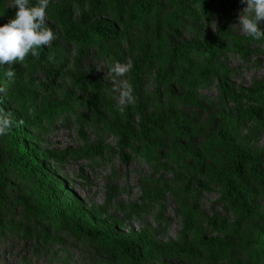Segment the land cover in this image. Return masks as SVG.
<instances>
[{
    "label": "rangeland",
    "instance_id": "374dc122",
    "mask_svg": "<svg viewBox=\"0 0 264 264\" xmlns=\"http://www.w3.org/2000/svg\"><path fill=\"white\" fill-rule=\"evenodd\" d=\"M104 1L49 0L45 22L55 34L45 47L50 56L32 67L13 64L14 78L4 77L0 94L4 103L90 215L113 216L122 233L149 235V245L165 253L156 264H228L229 253L235 264H264L249 244L264 234V186L253 188V208L245 216L226 207L223 188L211 177L221 158L238 151L260 158L264 172V38L253 39L237 25L245 5L151 0L155 10L137 13L134 25L108 11ZM35 3L29 0L30 6ZM14 14L12 0H0V25ZM61 19L82 22L85 30L103 19L120 36L102 46H75L61 36ZM259 27L264 32V21ZM194 45L217 49L206 58ZM114 62L128 66L123 77L106 75ZM45 80L38 91L37 83ZM124 80L135 99L121 112ZM250 106L263 116L240 114ZM138 107L161 120L160 130L147 140L137 138ZM122 134L137 139L122 144ZM9 141L0 136V264H113L71 238L56 210L62 197L34 182ZM204 240H212L211 249L226 258L216 262L204 253L182 252L200 249Z\"/></svg>",
    "mask_w": 264,
    "mask_h": 264
},
{
    "label": "trees",
    "instance_id": "16d2710c",
    "mask_svg": "<svg viewBox=\"0 0 264 264\" xmlns=\"http://www.w3.org/2000/svg\"><path fill=\"white\" fill-rule=\"evenodd\" d=\"M192 2H197L199 5H210L213 0H193ZM218 2L224 5L221 0H218ZM102 4L114 14H123L127 24L134 22V25L136 23L134 18L137 13L148 8L152 11L155 10L151 0H105ZM60 23L61 36L65 41L75 46L87 44L102 46L107 44L111 37L118 38L120 36L118 30L103 19L93 21L86 30L81 28L82 22L71 24L61 19ZM139 24L142 27L144 26V22H139ZM194 46L199 48L206 58H210L211 54L217 49L210 48L207 45L202 47L199 45ZM220 51L221 48H218L216 53ZM48 56H50V52L45 47H42L38 51L37 57H26L24 62L27 66L32 67L40 64ZM14 69H16V66H14ZM4 72L5 70L0 71V88L2 89L5 86ZM136 72L137 67L133 66L131 77L134 89L137 92L140 89V84ZM158 75L160 76V74ZM48 82L49 80H45L43 83H37L35 88L38 91H43ZM246 100L250 101L251 99L247 98ZM0 110L10 113L15 121H21L18 115L6 106L1 96ZM239 112L241 115L248 114L257 118L263 116L261 109H254L251 106L245 107L243 112L241 110ZM138 113L140 123L139 136L137 138L147 140L160 130L161 120L153 115L146 116L140 107H138ZM123 130H128V124L124 125ZM183 130V128L179 129V131ZM7 135L10 138L9 144L16 154V161L20 163L22 169L27 171L34 182L44 188L47 193H50L49 186H51L58 192L55 196L57 198L62 197L61 203L56 205V210L64 216L65 225L69 228L68 232L71 238L80 240L100 255L106 254L113 264H156L159 256L165 254L162 250L155 249L149 245V235L146 232L141 231L136 235L122 233L119 231L117 220L113 216L107 215L101 219L96 215H90L82 201L73 192L65 188L64 183L55 176L44 162L47 154L39 151L33 137L27 133V126L23 121L22 123H17ZM137 138L122 134V144L127 141H134ZM224 138V136H221V140H224ZM192 154L204 163L203 157L198 151H193ZM261 168L262 161L260 158L243 151L228 153L216 163L214 169L211 170V177L214 181L221 184L223 188L221 197L226 207L239 210L243 215L249 216L253 208L250 202V198L254 194L253 188L255 186H264V172ZM215 221V217L209 220L210 224L213 225ZM213 243L212 240H204L201 241L200 249L187 248L182 250V252L186 257L204 253L216 262L223 261L226 257L222 251L214 252L211 249ZM249 244L253 247L251 253L256 260L264 258V234L254 236L249 241ZM227 259L228 264H235L232 253H229Z\"/></svg>",
    "mask_w": 264,
    "mask_h": 264
},
{
    "label": "clouds",
    "instance_id": "9594fccd",
    "mask_svg": "<svg viewBox=\"0 0 264 264\" xmlns=\"http://www.w3.org/2000/svg\"><path fill=\"white\" fill-rule=\"evenodd\" d=\"M241 3L245 7L238 17L240 30L253 39L264 38V32L259 27V23L264 21V0H241ZM48 4L49 0H36L32 6L29 0H12L15 14L7 23L0 25V67H6L4 76L8 79L14 78L13 64L22 63L29 56L37 57L38 51L55 38L54 31L45 22ZM128 70L127 65L114 62L106 75L115 79L123 77ZM0 92H3L2 88ZM134 99L132 86L127 80L122 81L118 110L123 112ZM17 123L22 121H15L10 113L0 110V136L9 134Z\"/></svg>",
    "mask_w": 264,
    "mask_h": 264
}]
</instances>
